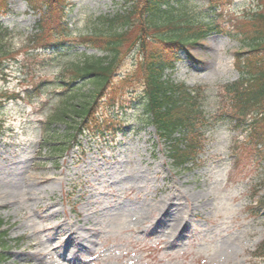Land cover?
<instances>
[{
    "label": "rangeland",
    "instance_id": "1",
    "mask_svg": "<svg viewBox=\"0 0 264 264\" xmlns=\"http://www.w3.org/2000/svg\"><path fill=\"white\" fill-rule=\"evenodd\" d=\"M184 1L195 20L209 13L227 23L242 21L245 10L258 2L227 0L213 14L203 0ZM121 2L68 0L65 17L72 37L89 29V19L119 13ZM8 8L0 17L10 33L3 46L10 58L0 77L5 97L0 191L12 194L0 201L6 264H68L61 253L70 256L71 251L63 250L67 244L61 240L71 233L81 236L89 250L76 252L80 262L70 264H264V256H256L264 239V211L259 215L252 209L264 198V166L241 135L224 128L206 132L199 164L179 171L170 163L164 141L139 121L141 110L134 101L139 89L133 88L121 95V109L107 107L103 113L115 140L94 143L93 135L60 146L67 124H53V139L44 132L60 106L53 81L82 54H102L82 48L76 57L34 53L29 37L38 14L23 0H10ZM186 50L196 63L180 54L170 76L175 83L213 90L237 79L231 62L244 49L235 41L211 35ZM131 63L132 58L126 60L119 75L131 71ZM25 91V100H5V95ZM45 143L65 151L51 156Z\"/></svg>",
    "mask_w": 264,
    "mask_h": 264
},
{
    "label": "trees",
    "instance_id": "2",
    "mask_svg": "<svg viewBox=\"0 0 264 264\" xmlns=\"http://www.w3.org/2000/svg\"><path fill=\"white\" fill-rule=\"evenodd\" d=\"M23 1L32 13L38 14L29 37L34 53L76 57L80 56L76 49L82 48L102 54H82L53 81V87L60 92V106L53 119L45 123L44 132L53 139V124H67L60 137L65 141L60 146H72L79 137L90 138L97 132L98 139L105 134L115 138L114 127L103 113L107 107L112 112L121 109L117 104L121 95L137 88L134 101L141 110L139 121L144 127H152L157 139L164 141L175 169L184 171L199 164L204 135L215 128L238 132L264 166V0L245 10L242 21L230 23L209 17V13L207 18L195 20L184 0H122L119 13L89 19V29L76 37H72V27L65 17L70 10L68 0ZM203 1L213 14L227 2ZM9 2L0 0V17L9 12ZM9 34L0 25V77H5L4 66L10 58L3 47ZM211 35L224 36L244 49L235 52L231 62L237 79L213 90L175 83L170 76L180 54L195 64L186 49ZM131 58V71L119 75L120 67ZM5 96L9 102L25 100L29 94L25 91ZM3 98L0 95V109ZM47 147L51 156L65 151ZM256 208V214L264 209V198ZM3 227L0 219V264L9 260ZM257 255L264 256V240Z\"/></svg>",
    "mask_w": 264,
    "mask_h": 264
},
{
    "label": "bare ground",
    "instance_id": "3",
    "mask_svg": "<svg viewBox=\"0 0 264 264\" xmlns=\"http://www.w3.org/2000/svg\"><path fill=\"white\" fill-rule=\"evenodd\" d=\"M43 182H45V180H42ZM12 197L11 192H7V191H0V201L1 202H6L7 200H9ZM51 211H47V214L50 213ZM165 212V209H163L161 211V213ZM46 214V215H47ZM163 217L160 216L158 218V220H161ZM179 224V222H176V224H173L172 227H176ZM63 243L67 244L68 246H72L73 248H75V252H84L86 253L89 249L88 247H86V245L84 244L82 237L79 235L77 236L76 233H71L69 235H65V237L61 240ZM65 261H67L68 263L70 262H78L77 258L74 257V255L70 256L68 259H65Z\"/></svg>",
    "mask_w": 264,
    "mask_h": 264
}]
</instances>
